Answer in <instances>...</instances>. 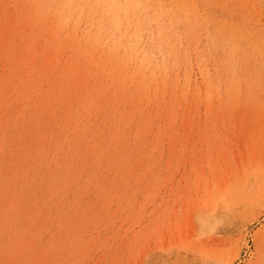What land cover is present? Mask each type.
<instances>
[{
	"label": "rangeland",
	"instance_id": "374dc122",
	"mask_svg": "<svg viewBox=\"0 0 264 264\" xmlns=\"http://www.w3.org/2000/svg\"><path fill=\"white\" fill-rule=\"evenodd\" d=\"M0 264H264V0H0Z\"/></svg>",
	"mask_w": 264,
	"mask_h": 264
}]
</instances>
